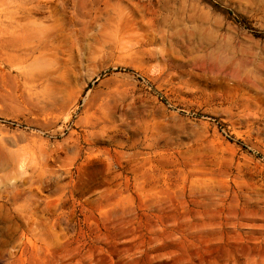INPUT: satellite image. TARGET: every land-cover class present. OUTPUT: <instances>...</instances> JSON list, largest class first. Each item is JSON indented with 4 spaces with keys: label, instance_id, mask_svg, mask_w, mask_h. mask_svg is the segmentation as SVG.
<instances>
[{
    "label": "rangeland",
    "instance_id": "374dc122",
    "mask_svg": "<svg viewBox=\"0 0 264 264\" xmlns=\"http://www.w3.org/2000/svg\"><path fill=\"white\" fill-rule=\"evenodd\" d=\"M0 264H264V0H0Z\"/></svg>",
    "mask_w": 264,
    "mask_h": 264
}]
</instances>
